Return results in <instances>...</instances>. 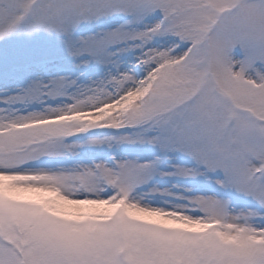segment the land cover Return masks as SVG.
Segmentation results:
<instances>
[{"label": "snow or ice", "instance_id": "6c2138e0", "mask_svg": "<svg viewBox=\"0 0 264 264\" xmlns=\"http://www.w3.org/2000/svg\"><path fill=\"white\" fill-rule=\"evenodd\" d=\"M0 264H264V0H0Z\"/></svg>", "mask_w": 264, "mask_h": 264}]
</instances>
